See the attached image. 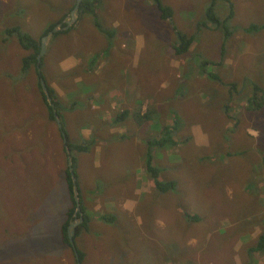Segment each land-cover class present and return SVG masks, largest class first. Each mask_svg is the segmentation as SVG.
<instances>
[{"label": "rangeland", "instance_id": "rangeland-1", "mask_svg": "<svg viewBox=\"0 0 264 264\" xmlns=\"http://www.w3.org/2000/svg\"><path fill=\"white\" fill-rule=\"evenodd\" d=\"M76 1L0 0V264H73L61 241L71 202L63 131L49 117L35 66L20 76L28 51L16 35L7 38V30L20 27L41 37L58 20L63 27ZM233 1L236 15L226 22L232 34L202 28L190 50L194 60L175 54L173 23L160 18L153 0H102L94 8L100 22L89 11L71 31L49 38L43 72L58 93L64 129L75 142L93 143L76 158L83 205L92 217L79 239L85 264H184L170 254L169 243L185 240L206 249L195 264H264V253L252 258L248 252L264 231V105L248 110L251 97L264 96V29L247 30L264 22V0ZM164 2L175 8L177 26L195 31L211 0ZM229 7L219 1L220 19ZM110 27L118 30L113 46ZM199 63L226 77L233 73L235 91L246 88L243 95H230L233 80L221 86ZM137 108L148 115L135 117ZM127 109L130 116L116 121ZM175 119L177 145L155 150L154 157L161 177L181 178L185 202L205 214L192 228L181 225L182 197L163 195L153 207L145 169L149 140ZM255 186L263 192L257 195ZM99 212L118 214V221L107 223Z\"/></svg>", "mask_w": 264, "mask_h": 264}, {"label": "trees", "instance_id": "trees-1", "mask_svg": "<svg viewBox=\"0 0 264 264\" xmlns=\"http://www.w3.org/2000/svg\"><path fill=\"white\" fill-rule=\"evenodd\" d=\"M102 0H84L82 2V6L80 9V20L87 15L88 13H90L89 11H91V13L94 14V18L97 21V13L94 10V8L96 9L97 6L101 3ZM154 4L156 6V9L159 12V16L162 20L168 21V22H172V28L175 31L174 35L175 37H172L173 42H172V48L173 51L175 52L176 55L178 56H183V57H189L191 59L194 58V56L192 55V53L190 52L192 46L196 45V43L200 40L199 38V32L202 30V28L205 27V25L207 24L208 27H215V28H223L225 29V34L227 36H230L232 34V31L229 30V27L226 25V22L231 21L232 17L234 16V1L233 0H211V3L209 6H207L206 10H205V17L199 21V25L198 27L196 26L195 31H188L184 28V31L182 29V26H177V24L174 22V16L176 15V11L175 8L172 5L169 4H165L164 0H153ZM219 1H224V2H229L230 7H229V14L228 17H226V19H220L219 18V14L217 12V5L219 3ZM61 21V20H60ZM58 21L56 24H54L52 27H50L47 31H45V34H49L50 30L53 27H56L57 24L60 22ZM210 22H213V26L209 25ZM223 23V25H222ZM187 25L188 27H193V26H189L188 22H184L183 23V27ZM76 27V26H75ZM110 31H108V45L111 46L112 44H114V35H118L117 34V29L110 27ZM254 28H257L258 30H260L261 28H263L262 26H257L255 25ZM100 30L101 32H103L105 30V27L102 25V27L100 26ZM248 31H251L253 29H247ZM68 30H64V31H59V32H55L54 35L52 36V39L54 37H59L61 35H64L63 33H67ZM16 35L18 38V41L20 43V45L22 46V48L26 51H28V55L25 56L24 60H23V67L20 73V76H24L25 73H27L32 66H35L37 73H38V87L40 88L39 90L42 93V97H43V101L45 103V105L48 107L49 110V117L52 121V119H54L52 122H55L58 125L59 131L62 130V128L59 126L58 120H56V115L58 116H62V114L60 113V109H59V105L58 102H60L59 97H58V93L56 91V89L53 87L51 88L50 85L49 86V90L51 92V95L53 96V101L56 104L57 109L53 107L52 102L48 99V96L45 92V90L43 89L42 86V82H41V78L44 77L47 81L46 78V73L43 72V61L41 63V73L38 69V55L41 51V40L40 39H35L31 34H29L26 31H23L20 27H13V28H9L7 30V38H10L11 36ZM1 38V37H0ZM51 39V40H52ZM44 58V57H43ZM195 59V58H194ZM193 59V60H194ZM44 60V59H43ZM200 64V68L202 69L201 72H205L207 74V76L209 77V79H218V77H216V73H219L218 71H214V70H208V69H204L203 66H206L205 63H199ZM211 64L215 65L213 67H217L218 70L220 69V66H222V64L220 62L217 61H213ZM203 65V66H202ZM190 67H188L189 69ZM220 80V79H219ZM257 87V86H255ZM206 95V94H205ZM208 95V94H207ZM264 96L263 95H254L253 98H251L249 100L248 103V110L249 112L253 111L251 109L252 106H256V107H260L262 105H264ZM258 110V109H257ZM140 108H137V112L135 117H137V115L139 116H146L148 115V113H146V111H143ZM57 112V114H56ZM130 116V110H124V112L120 115L117 116L116 121L119 120H125L127 119V117ZM237 124L240 123V119L236 121ZM52 125V124H50ZM54 125V124H53ZM177 126H179L178 121L175 119V125H171L170 126H166L163 131L157 136L156 138H152L149 140L148 142V156L147 159H145V169L147 170V172H149L150 178L152 180V192H150V194L152 195L151 201L153 204V207L156 206L157 204H159V200L162 201L163 200V195L164 196H170L171 199H178V197H182L181 198V202L180 204L183 207V215H182V223L181 225H183L184 227H188V228H192L194 226L195 223H203L206 221L205 214H201L200 211H193L192 207L189 206L185 201V196L187 197V189L181 184V178H171V179H163L161 176V172L163 171V168L160 167L161 165H157V162L155 160L154 157V153L155 150H157L158 153H160V151L162 149H167V145L172 148L174 146L177 145V139H176V135H175V130L178 129ZM230 132L233 130H229ZM67 137H68V146L70 147L71 151H73L74 153H78V152H82V151H87L90 149V145L89 142L87 140H80L79 142H75L74 140H72L69 136L68 133ZM147 137V134H146ZM62 139H63V134H62ZM184 140H181V142H187L188 140L191 139L190 136H187L185 138H183ZM63 145V143H62ZM65 153H66V148L64 147ZM66 156L68 157V155L66 154ZM74 165L76 167V157L74 156ZM167 168L169 169V167L167 166ZM66 180L68 182V186H69V201L70 202V206L68 207V211H67V218L71 219L73 221V219L75 218V211L77 208V201L75 199V193H74V184H73V180H72V171L70 170L69 165L66 168ZM78 177V174H76ZM255 192L257 195H259V193L261 194L263 192L262 189H260L257 186H255L254 188ZM46 197H51L50 193L47 194ZM260 200L262 202V207H264V196H260ZM7 206V205H6ZM6 206L4 207L7 211ZM152 207V208H153ZM159 210H156L154 216L156 217L159 214ZM7 214H10V211L7 212ZM26 216V215H25ZM96 216L102 220H106L110 223H115L116 222V215L115 214H106L105 213H96ZM84 224H89L90 226V218L88 216V214L84 215ZM179 219V217H178ZM30 220V218L28 219ZM245 220V219H243ZM28 221L24 222V225L27 223ZM249 223H250V218H249ZM68 225H69V221H66L64 223V225L62 226V231H61V241L62 243H64L65 246H69V250L72 253L73 256V264H78V261L80 259V261L82 262V264H85V260L88 258V255L86 254V252H84L82 249L79 248L80 246V237L82 236V232L84 231V226H83V222L77 226V231H76V235H75V242H76V246H77V251L79 253V259L77 257V253L70 241V238L68 236ZM229 226L226 227V229ZM9 228V227H8ZM157 227H151V229H156ZM224 229V230H226ZM16 229H13L11 231V233H13ZM237 230V229H236ZM235 230V231H236ZM203 242V239H202ZM79 244V245H78ZM169 248H170V254L173 255L176 258H181L184 262V264H188V261H190V263H196L195 260L197 259H201L205 256V252L206 249L202 250L199 246L194 247V245L192 243H188L187 240H185V243L182 245H179L177 242L174 243H169ZM248 252L249 254L252 256L256 254V253H264V231L263 233L258 236L256 241H253L251 243V245L248 248ZM86 258V259H85ZM10 260H13L12 258H8ZM7 259V260H8ZM85 259V260H84ZM21 264V263H19ZM25 264V263H23ZM29 264V263H27Z\"/></svg>", "mask_w": 264, "mask_h": 264}, {"label": "clouds", "instance_id": "clouds-1", "mask_svg": "<svg viewBox=\"0 0 264 264\" xmlns=\"http://www.w3.org/2000/svg\"><path fill=\"white\" fill-rule=\"evenodd\" d=\"M74 9L73 8H70L69 9V11L67 12V14H65L63 17L66 19V21H64L63 22V26L65 27V26H68V20H72V24L71 25H69L67 28H65V29H68V31H71V29H73V27H74V24L75 23H77V21H78V19H77V17H75L74 19H73V16H72V11H73ZM218 10H220V7H218ZM228 14H229V9H228ZM69 15V17L67 18V16ZM235 15H236V12H235V9H234V16L233 17H235ZM205 17V16H204ZM200 20H202V18L200 19ZM97 22H100L99 21V19H98V12H97ZM78 24V23H77ZM76 25V24H75ZM198 25H199V21H198V23H197V27H198ZM209 25H211V26H213L212 24H209ZM255 25H257V26H262L263 28H261L260 30H258V31H261L262 29H264V22H261V23H258V24H251V29H255L254 28V26ZM205 27H208V25L206 24L205 25ZM214 27V26H213ZM54 28V27H53ZM53 28L50 30V31H52L53 30ZM208 28H211V27H208ZM214 29H218V28H215L214 27ZM45 35H47V34H45V33H43L42 34V36L41 37H34L35 39H40L41 40V43H42V38L45 36ZM224 52H226V47H223L222 48V50H221V54L222 53H224ZM40 54V53H39ZM226 57V55H222L221 56V58H220V60L224 63V60L226 59L225 58ZM223 66H220V68H222ZM241 69V68H240ZM242 71H244V69H242ZM233 74V73H232ZM232 74H231V76H232ZM230 76V77H231ZM38 77V76H37ZM216 77H218V79H216V80H221L222 82H221V86L222 85H224L225 87H226V85H228L227 83L232 79V78H230V77H226L224 74H218V73H216ZM227 79V81L225 82L224 81V79ZM215 79V78H214ZM219 80V81H220ZM233 80V85L232 86H230L229 88H227L228 89V91L230 92V95H232V94H236V95H243V93L245 92V89H243V88H241L240 89V91H235L236 89H237V86H235L234 84V82H236L237 80H234V79H232ZM245 81H242V84L244 83ZM249 83H246V85H248ZM254 97V96H253ZM253 97H251V98H253ZM250 98V99H251ZM233 99V98H232ZM231 99V100H232ZM45 107L48 109V107L45 105ZM62 124H63V122H62ZM65 131V129H64V126H63V129H62V131ZM66 132V131H65ZM68 138V137H67ZM81 140H83V139H81ZM84 140H87V139H84ZM63 141H64V136H63ZM88 142H89V145H90V148H92V141L91 140H87ZM64 144H65V148H66V143H65V141H64ZM88 151V150H87ZM66 152H67V149H66ZM83 152V151H82ZM82 152H78V153H74L73 151H71V156L73 157V160H74V156L77 158V156H78V154L79 153H82ZM73 153L75 154L74 156H73ZM67 155H68V152H67ZM68 165H69V167H70V170H71V165H70V161H69V156H68ZM73 169H74V171H73V173L74 174H77V170H76V167H75V165L73 166ZM73 173H72V180H73V184H74V188H73V190H74V193H76L75 192V187L77 186V189H78V198H79V200L81 201V206H80V209H78V208H76V209H78L79 211H81V213L82 214H84V215H86V214H88V216H89V220H90V222L92 221V217H91V214H89L88 212H87V210L84 208V205H83V200H82V193H83V188H81V186H80V184H79V178L77 177V176H75V180H74V177H73ZM65 177H66V172H65ZM68 183V182H67ZM68 188H69V186H68ZM93 197V196H92ZM75 198H77L76 197V195H75ZM106 214H114V213H112V212H106ZM116 215V217H117V219H116V222L118 221V214H115ZM105 222H107V223H110V222H108V221H106L105 220ZM85 222H83V226H84V230H89V224H84ZM114 223V222H113ZM64 225V224H63ZM62 225V226H63ZM71 225H72V220L70 219L69 220V225H68V236H70V233H71V231H70V227H71ZM76 226V225H75ZM61 231H62V229H61ZM84 232V231H83ZM82 232V235L84 234ZM91 232V231H90ZM260 236V235H259ZM63 245H64V243H63ZM68 246V245H67ZM68 248H69V246H68ZM249 251V250H248ZM78 255H79V253H77ZM78 257V256H77ZM78 259H79V257H78ZM79 261H80V259H79ZM79 261H78V264H79ZM81 262V261H80ZM82 263V262H81Z\"/></svg>", "mask_w": 264, "mask_h": 264}, {"label": "bare ground", "instance_id": "bare-ground-1", "mask_svg": "<svg viewBox=\"0 0 264 264\" xmlns=\"http://www.w3.org/2000/svg\"><path fill=\"white\" fill-rule=\"evenodd\" d=\"M84 0H81V1H76V3H77V5H76V7L75 8H77V10L79 9V7L82 5V2H83ZM75 3V4H76ZM78 12V14L76 15V17H77V19H78V21H77V23L79 24L80 22H79V20H80V16L81 15H79L80 14V10H78L77 11ZM82 20V19H81ZM58 21H60V20H58ZM60 23V22H59ZM58 23V24H59ZM77 23H75L76 25H77ZM57 24V26L59 27V25ZM74 24V27L76 26ZM64 30H68V29H65L64 28V26L63 27H59V30L58 31H55V32H59V31H64ZM55 32H53L51 35L53 36L54 35V33ZM51 35H50V37H51ZM46 51H47V48H46ZM45 54H46V52H45ZM45 54L43 55V56H41V58H39V55H38V69H39V71H40V73H41V63H42V61H44L43 59V57H45ZM41 82H42V86H43V89L45 90V92H46V94H47V96H48V99L49 98H51V102L53 103L52 105H53V107H54V109L56 108V105H55V103H54V101H53V96L51 95V92H50V90H49V84H48V81H46V79L44 78V77H42L41 78ZM59 119H57L58 120V123H59V126H60V123L62 122V120H61V117L60 116H58V115H56ZM117 119V118H116ZM123 120H119V122H122ZM71 171H72V173H73V169H71ZM75 176H77L76 174H74ZM22 179V178H21ZM36 193V192H35ZM76 199V201H77V198H75ZM80 206H81V201H80ZM77 208H79L78 207V201H77ZM75 218H74V220L77 222V225L74 227V229H70V231H72V232H74V234H72V236H69V238H70V241H71V237H72V239H73V242H72V245H73V247H74V249H75V251H76V253H78V251H77V246H76V242H75V239L76 238H78V237H80V236H78V237H76L75 238V235H76V231H77V226L78 225H80L82 222H84V214H82L81 213V211H79L78 209H76V211H75ZM91 226V225H90ZM93 228V227H92ZM100 232V231H99ZM102 234V233H101ZM76 241H77V239H76ZM82 264V263H81Z\"/></svg>", "mask_w": 264, "mask_h": 264}, {"label": "water", "instance_id": "water-1", "mask_svg": "<svg viewBox=\"0 0 264 264\" xmlns=\"http://www.w3.org/2000/svg\"><path fill=\"white\" fill-rule=\"evenodd\" d=\"M78 1H81V0H78ZM77 14H78V12H77V8H75V9L72 11L73 19L76 17ZM72 23H73L72 20H68V26L71 25ZM68 26H65L64 28H67ZM58 30H59V27L56 26V27L53 28L52 31H50L49 34L45 35V36L42 38L41 51H40V54H39V58H41V56H43V55L45 54V52H46V48H47V45H48V43H49L50 35H51L53 32L58 31ZM49 100L51 101V98H49ZM52 104H53V103H52ZM56 114H57V112H56ZM55 117H56V120L59 119L57 116H55ZM60 127L63 129V124H62V122L60 123ZM63 136H64V141H65V143H66V149H67V152H68V156H69V161H70L71 169H73V166H74V160H73V157L71 156V149H70V147L68 146V138H67V134H66V132H65L64 130H63ZM73 171H74V169H73ZM73 177H74V180H75V175H74V173H73ZM75 192H76L75 195H76V197H77V201H78V207H79L78 209H80V200H79L78 195H77V194H78L77 186L75 187ZM75 225H76L75 223H72L70 229H74ZM72 234H74V232L71 231L70 236H72ZM72 242H73V239H72V237H71V243H72ZM77 256L79 257L78 254H77ZM79 264H81L80 261H79Z\"/></svg>", "mask_w": 264, "mask_h": 264}, {"label": "crops", "instance_id": "crops-1", "mask_svg": "<svg viewBox=\"0 0 264 264\" xmlns=\"http://www.w3.org/2000/svg\"><path fill=\"white\" fill-rule=\"evenodd\" d=\"M95 23H93V25H94ZM95 27V26H94ZM97 30H99V27H95ZM115 44V43H114ZM111 46H113V44L111 45ZM84 47H87V49H90L89 51L92 53V51H95V49L94 48H92V47H89V46H84Z\"/></svg>", "mask_w": 264, "mask_h": 264}, {"label": "flooded vegetation", "instance_id": "flooded-vegetation-1", "mask_svg": "<svg viewBox=\"0 0 264 264\" xmlns=\"http://www.w3.org/2000/svg\"><path fill=\"white\" fill-rule=\"evenodd\" d=\"M76 5H77V3L74 5L73 9H75ZM81 6H82V5H81ZM81 6L79 7V9H78V10H80V9H81ZM78 10H77V11H78ZM79 15H80V14H79Z\"/></svg>", "mask_w": 264, "mask_h": 264}]
</instances>
